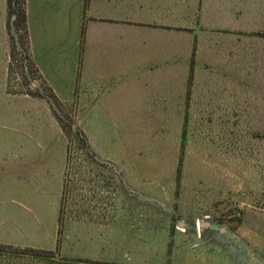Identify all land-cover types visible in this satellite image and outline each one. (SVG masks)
Masks as SVG:
<instances>
[{
  "label": "crops",
  "instance_id": "0c3cea01",
  "mask_svg": "<svg viewBox=\"0 0 264 264\" xmlns=\"http://www.w3.org/2000/svg\"><path fill=\"white\" fill-rule=\"evenodd\" d=\"M24 6L36 84L73 109L83 133L86 126L104 134L112 115L174 112L191 72L199 77L193 81L216 84L222 109L235 112L246 99L264 132V0H24ZM9 63L0 0V244L55 251L63 204L92 206L98 196L105 207L111 199L105 189L65 187L66 137L45 97L8 91ZM57 141L61 172L42 174L39 168L53 169ZM99 226L92 235L72 229L69 241L77 245L65 258L0 251V264H99L77 261L89 258L76 254L92 244L100 256L111 252L110 222Z\"/></svg>",
  "mask_w": 264,
  "mask_h": 264
},
{
  "label": "rangeland",
  "instance_id": "374dc122",
  "mask_svg": "<svg viewBox=\"0 0 264 264\" xmlns=\"http://www.w3.org/2000/svg\"><path fill=\"white\" fill-rule=\"evenodd\" d=\"M188 78L174 112L112 115L104 134L85 126L87 144L73 133L66 138L65 187L91 192L105 189L111 205L106 201L105 207L102 202L99 206L98 196L92 206L63 204L57 255H71L70 247L73 253L77 244L69 241L72 229L92 235L99 232V223L110 222L111 252L100 245L105 249L100 256L103 251L92 244L76 253L89 259L79 260L264 264L262 122L247 113L246 99H240L235 112L222 109L214 82L193 81L199 79L193 72ZM21 83L16 90L22 88ZM61 106L78 127L80 117ZM61 154L63 148L57 141L53 169L39 168L42 174H60ZM201 222L210 226L200 227ZM88 228L93 232L85 233ZM231 239L241 245L235 246ZM244 249L248 250L246 258L238 253L244 254ZM124 254L129 259L119 263Z\"/></svg>",
  "mask_w": 264,
  "mask_h": 264
},
{
  "label": "trees",
  "instance_id": "16d2710c",
  "mask_svg": "<svg viewBox=\"0 0 264 264\" xmlns=\"http://www.w3.org/2000/svg\"><path fill=\"white\" fill-rule=\"evenodd\" d=\"M6 29L10 40L8 83L11 80L12 74L16 72L15 69H19L20 72H18L22 77V88L16 90L15 92H25L26 90L27 93L33 92V94H40L41 96L45 97L51 109L53 110L65 137L68 138L69 134L73 133L77 136L81 143L87 144L86 137L82 130L76 127L72 123V120L61 111L62 104L58 101V99L52 95L50 90L45 88L42 84H36V74L27 56V24L24 0H6ZM81 34L83 35V28L81 30ZM11 62L13 64H11ZM32 83H35V85ZM31 84L33 85L32 88ZM67 159L68 157L66 153V160ZM0 251L15 252L40 257H55L56 255V250L52 251L34 248L21 249L2 244H0ZM77 261L88 262L86 260L79 259H77Z\"/></svg>",
  "mask_w": 264,
  "mask_h": 264
},
{
  "label": "built area",
  "instance_id": "2783aa9c",
  "mask_svg": "<svg viewBox=\"0 0 264 264\" xmlns=\"http://www.w3.org/2000/svg\"><path fill=\"white\" fill-rule=\"evenodd\" d=\"M15 62H16V61H15ZM11 64H13V63L11 62ZM12 77H13V78H12ZM12 77H11V80L9 81V83H8V85H7V89H8L9 92H15L16 89H17L16 85H17L18 83H21V79H22L21 74H19V73H17V72H14V73L12 74ZM14 90H15V91H14Z\"/></svg>",
  "mask_w": 264,
  "mask_h": 264
},
{
  "label": "flooded vegetation",
  "instance_id": "af4514ba",
  "mask_svg": "<svg viewBox=\"0 0 264 264\" xmlns=\"http://www.w3.org/2000/svg\"><path fill=\"white\" fill-rule=\"evenodd\" d=\"M212 227H211V230H213V228H214V225L212 224L211 225ZM230 238H234V237H230ZM231 242H233L234 243V245L235 246H238L239 247V245H241L239 242H237V240H230ZM238 247H237V250L238 251H241L240 249H238ZM237 251V252H238ZM243 252H245L244 254H242V253H240V252H238L242 257H244V258H246V255H247V253H248V250H247V252L245 251V249L243 250Z\"/></svg>",
  "mask_w": 264,
  "mask_h": 264
},
{
  "label": "water",
  "instance_id": "95a60500",
  "mask_svg": "<svg viewBox=\"0 0 264 264\" xmlns=\"http://www.w3.org/2000/svg\"><path fill=\"white\" fill-rule=\"evenodd\" d=\"M32 84L35 85V83H32ZM204 224L210 226V223H208V222H206V223H205V222H201V223H200V227L204 226ZM179 225H182V223L179 222Z\"/></svg>",
  "mask_w": 264,
  "mask_h": 264
}]
</instances>
